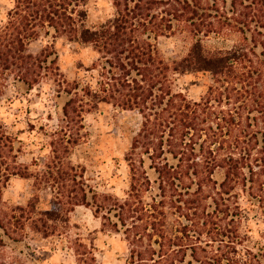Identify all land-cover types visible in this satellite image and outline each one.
<instances>
[{
  "label": "trees",
  "instance_id": "trees-1",
  "mask_svg": "<svg viewBox=\"0 0 264 264\" xmlns=\"http://www.w3.org/2000/svg\"><path fill=\"white\" fill-rule=\"evenodd\" d=\"M93 1L11 0L0 21V104L13 102L11 88L27 95L43 82L65 97L48 151L30 164L18 161L0 124V201L12 176L31 180L33 191L26 205L0 211V246L33 258L17 249L32 250V236L67 238L76 264H102L93 240L69 239V214L85 205L126 241L125 264H264V230L254 238L250 226L264 213V134L252 130L264 121V0H112L114 13L91 24ZM232 30L240 44H204ZM174 36L186 50L167 56L162 41ZM61 37L92 48L94 82L67 78L53 45ZM41 38L51 43L31 51ZM199 72L213 83L194 100L179 78ZM102 104L142 117L124 156L122 196L98 190L70 161L89 134L85 115Z\"/></svg>",
  "mask_w": 264,
  "mask_h": 264
},
{
  "label": "rangeland",
  "instance_id": "rangeland-1",
  "mask_svg": "<svg viewBox=\"0 0 264 264\" xmlns=\"http://www.w3.org/2000/svg\"><path fill=\"white\" fill-rule=\"evenodd\" d=\"M11 4V0H0V21L5 17ZM90 11L89 22L91 24L101 22L114 13L112 0H94L90 5ZM242 38L238 32L225 31L224 34H212L205 38L204 44L212 50L230 49L240 44ZM47 43L51 41L41 38L32 43L31 51L39 52ZM53 45L58 53V63L68 79L95 81L97 71L86 70L97 59L90 46L69 42L64 37L56 39ZM262 47L259 46L256 50L260 52ZM161 49L167 56H172L185 52L186 43L182 42L180 36H174L164 39ZM253 70L255 72L256 69ZM212 81L209 72L188 73L180 76L179 85L191 99L199 100L207 92ZM260 86L264 98V75ZM8 95L14 100L12 103L0 104V124L5 125L3 131L14 139L18 161L30 164L35 157L42 156L48 151L44 147L49 140L47 133L57 127L58 110L65 97H56L49 82H43L27 95L16 93L11 88ZM141 119V115L136 112L116 109L106 104L85 115L86 130L89 134L87 139L73 150L70 161L84 167L89 183L97 186L101 192L122 196L128 188L129 170L124 156L140 128ZM31 124L34 125L33 129ZM252 130L258 131V136L264 134V121L259 120ZM261 182H264V176ZM32 192L31 180L12 176L3 189L0 211L5 214L17 205H26ZM41 194L42 200L38 207L46 208L49 198L45 193ZM254 214L255 212H252V215ZM69 215V239L79 237L86 243L93 240L97 248L95 254L102 264H125L128 256L126 241L120 234L103 231L102 220L94 214L92 208L78 205ZM250 226L254 230V238H257L258 232L264 230V213L252 218ZM26 242L30 244L32 250L23 245L17 249L22 248L23 252L34 256L33 258L19 254V251H15L10 245L0 246V254L3 253V258L7 261L15 258L17 264H76L75 250L69 246L67 238L42 239L32 236Z\"/></svg>",
  "mask_w": 264,
  "mask_h": 264
}]
</instances>
